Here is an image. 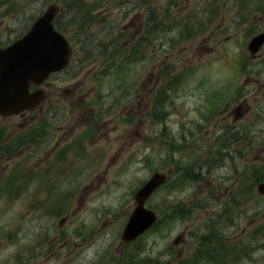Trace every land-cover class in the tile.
<instances>
[{"label": "rangeland", "instance_id": "obj_1", "mask_svg": "<svg viewBox=\"0 0 264 264\" xmlns=\"http://www.w3.org/2000/svg\"><path fill=\"white\" fill-rule=\"evenodd\" d=\"M57 1L0 0V48L53 3L78 39L34 120L0 118V264H264V57L240 48L264 0ZM154 173L158 223L126 246Z\"/></svg>", "mask_w": 264, "mask_h": 264}, {"label": "water", "instance_id": "obj_2", "mask_svg": "<svg viewBox=\"0 0 264 264\" xmlns=\"http://www.w3.org/2000/svg\"><path fill=\"white\" fill-rule=\"evenodd\" d=\"M58 12V4H50L22 37L0 48V118L38 109L48 98L40 88L44 81L69 65L72 54L69 42L54 29ZM263 41V36L256 37L248 50L255 53ZM32 85L38 87L34 92L30 91ZM167 181L166 174L154 173L136 192L135 208L120 236L124 245L136 241L158 222L159 215L145 204ZM257 191L264 194V183L258 185Z\"/></svg>", "mask_w": 264, "mask_h": 264}, {"label": "flooded vegetation", "instance_id": "obj_3", "mask_svg": "<svg viewBox=\"0 0 264 264\" xmlns=\"http://www.w3.org/2000/svg\"><path fill=\"white\" fill-rule=\"evenodd\" d=\"M253 1H256V0H253ZM256 12H258V10H252V14L253 15ZM244 23H246V20L240 17V28H243V32H240V41H241L240 48L242 49L244 47V43H243V41H244V33H246L247 35H250L251 36L249 38L248 42H247V45H246V50H247L248 57L250 59H262L264 57V55H263L264 54V43H263V45L259 48V50L255 54L250 53V51L248 50V46H249L250 42L252 41V39H254L255 37H257L260 34H263L264 35V18L263 19L261 18L260 13H258V15H255V17L252 19V22H251L252 24H251V27L250 28H245V26H244L245 24ZM256 23H259L260 31L257 32L256 34H252L251 35L250 34L251 33V30L250 29ZM242 56H243L242 55V51H240V62L242 61ZM262 64H264V62H262ZM71 67H72V63H71ZM54 76H55V74L54 75H51L47 80H51ZM46 81L43 83V86L46 85V83H47ZM32 89H34V88H32ZM88 97L89 98H92L90 96H88ZM44 103H42L41 106H43ZM52 110H55V108L52 105L51 106H47L45 108V110L43 111V116H41L42 119L40 120L39 124L35 128H33V129H36V130H43V131H45V132H43L44 135L42 137H45V136H46V138L48 137L49 130L51 129V127L49 126L50 123H51V119L58 116V114H54V112ZM35 116L36 115H35V111H34L29 117H32L31 120H34V117ZM38 140H35V141H38ZM33 155L36 156L35 154H33Z\"/></svg>", "mask_w": 264, "mask_h": 264}, {"label": "trees", "instance_id": "obj_4", "mask_svg": "<svg viewBox=\"0 0 264 264\" xmlns=\"http://www.w3.org/2000/svg\"><path fill=\"white\" fill-rule=\"evenodd\" d=\"M55 1V0H54ZM141 2V4H142V6H143V3L145 2V0H140ZM57 2H61L60 0H58ZM127 4L128 3V0H124V1H122V0H120V2L118 3V4H120L121 6H123V4ZM12 4V3H11ZM151 19H154L153 17L151 18ZM147 20H149V17H147ZM56 22V26H58L59 24H58V21L56 20L55 21ZM206 25V24H205ZM57 29H60V27H56ZM61 30V29H60ZM25 32L23 31L21 34H20V36L21 35H23ZM17 38H19V37H17ZM70 39H71V41L73 42H75V41H77L78 39H77V37H76V35L75 34H73L72 33V35H70ZM10 44V43H9ZM156 104H157V102H156ZM156 106V105H155ZM1 139H2V136H0V141H1ZM15 143V140L14 141H12V144H14ZM5 148V147H4ZM4 150H6V148L4 149ZM15 151H17L16 149H14V151L13 152H15ZM12 152V153H13ZM6 154H8V153H6ZM190 173L188 172V174L186 175L187 177H188V175H189ZM191 175V174H190ZM186 177L184 176V174H182V176H181V181H184V179H185ZM13 179H15V178H13ZM156 209V208H155ZM158 223V222H157ZM207 238H208V235H207ZM205 241H206V244H208L209 242H210V239L209 240H206V239H204ZM137 241V240H136ZM136 241H134L133 243H135ZM133 243H131V244H133ZM130 244V245H131ZM129 246V245H128ZM196 252H198V250H196ZM191 259H193V258H186V262H184V264H188L189 263V261L191 260ZM191 264H195L194 262L193 263H191ZM197 264V263H196Z\"/></svg>", "mask_w": 264, "mask_h": 264}]
</instances>
